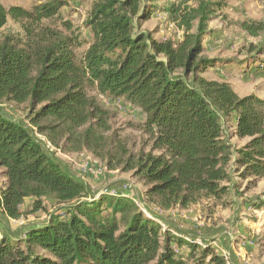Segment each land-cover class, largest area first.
<instances>
[{
	"label": "trees",
	"instance_id": "16d2710c",
	"mask_svg": "<svg viewBox=\"0 0 264 264\" xmlns=\"http://www.w3.org/2000/svg\"><path fill=\"white\" fill-rule=\"evenodd\" d=\"M68 4L38 0L8 8L0 0V31L9 20L22 31L0 39V104H29L35 128L0 110L6 177L0 214L20 220L26 199L34 200L33 213L45 209V199L66 209L20 239L0 232V264H227L211 245L164 229L130 197L96 198L37 137L62 153L87 151L108 170L131 173L145 185L146 202L165 212L223 200L234 174L264 180V99L240 97L230 83L203 77L214 67L204 57L209 24L225 3L166 7L183 32L174 41L141 30L153 15L142 0H97L85 21L93 40L82 55L81 32L62 14ZM242 28L255 38L264 32L263 23ZM254 66L244 75L264 73L263 60ZM99 97L124 99L143 112L149 151L134 154L117 140ZM233 139L247 142L238 148Z\"/></svg>",
	"mask_w": 264,
	"mask_h": 264
},
{
	"label": "rangeland",
	"instance_id": "374dc122",
	"mask_svg": "<svg viewBox=\"0 0 264 264\" xmlns=\"http://www.w3.org/2000/svg\"><path fill=\"white\" fill-rule=\"evenodd\" d=\"M68 1L69 4L62 10V14L64 18L71 20L81 32L85 44L78 53L82 55L93 40L85 21L93 3L97 0ZM198 1L142 0L144 7L151 10L153 15L141 30L150 32L157 40L180 41L183 32L169 20L165 8L183 2L189 6H196ZM211 1L224 2L226 7L209 24L213 34L205 42L204 57L213 60L214 67L203 74V77L207 80L230 83L240 97L257 95L264 99V73L244 75V71L249 66H254L255 63H257L255 66H259L261 61H264V52L261 54L258 52L259 49H264V32L255 38L242 28L243 23L264 24V0ZM37 2L38 0H34L28 6L14 5L31 8ZM5 6L9 8L12 5L5 3ZM10 33H22L20 26L12 20H9L8 25L0 31V39ZM99 99L103 106L111 112V133L117 135V140L134 154L140 151H149L151 148L149 136L142 128L146 120L143 112L128 104L124 99H119V101L107 97H99ZM116 102H120L121 108L115 106ZM0 110L8 118L20 121L31 129L34 128L29 120V104L3 102L0 104ZM37 137L52 149L54 157L74 177L88 185L96 198L105 190L117 191L121 195L124 193L140 206V210L142 208L149 211L152 219L157 222L162 219L166 221V225L179 228L184 233L181 234L183 237L190 238L191 236L200 245H211L214 250V242L218 238L214 237L213 231L216 227H221L223 231H230L234 240L229 239L231 241L229 247H220L222 251L219 249L216 253L224 255L230 264H264V180L251 183V180H243L234 174L232 175L231 191L223 200L203 199L199 204L188 209L177 207L170 212H165L146 202L145 185L134 178L131 173H124L121 170L110 171L105 162L86 151L85 153L90 158V164L99 170L98 175L87 174L82 167L84 163L79 160L76 153H62L53 148L44 136L37 134ZM246 142L247 140H232V144L238 148ZM4 177L2 169H0V195L5 186ZM33 202V199L25 200L22 206L25 216L20 220H7L0 214V222H3L0 227L1 234L6 233L11 241H14L15 237L20 239L21 235H24L31 226L47 223L50 216L64 215L66 211L65 207L58 205L54 200L45 199L43 204L45 209L33 213ZM241 231L243 234H240ZM181 252L187 254L186 249H182Z\"/></svg>",
	"mask_w": 264,
	"mask_h": 264
},
{
	"label": "crops",
	"instance_id": "0c3cea01",
	"mask_svg": "<svg viewBox=\"0 0 264 264\" xmlns=\"http://www.w3.org/2000/svg\"><path fill=\"white\" fill-rule=\"evenodd\" d=\"M4 4L5 3H8V5H14V4H24V5H29V4H31L34 0H1ZM2 172H3V170H2ZM3 182L4 183H6V177H4V179H3ZM146 191V189L144 190V192ZM122 195H124V193L122 194ZM170 212V211H169ZM168 214V213H167ZM4 220V219H3ZM5 221V220H4ZM159 222L160 223H162V224H165L166 223V221H163L162 219H159ZM1 223H2V221H1ZM166 225V224H165ZM254 225H255V223H254ZM166 227L167 228H169V229H171L174 233H176V234H184L182 231H180L179 230V228H173L172 226H170V225H166ZM254 228V227H253ZM212 232V231H211ZM214 232V237H216V238H218L217 240H216V242H214V247H215V250H216V252H218V250L220 249L221 251H222V249L221 248H225V247H229V244H230V240H234L233 239V236H232V234H231V232L230 231H226V230H224L223 231V229L221 228V227H216V229L213 231ZM240 232V231H239ZM240 234H243L242 233V231H241V233ZM23 237V235H21V237L20 238H22ZM190 238L191 239H194V238H192L191 236H190ZM230 239V240H229ZM221 247V248H220ZM217 248V249H216ZM228 250H229V248H228ZM236 252V251H235ZM232 254V253H231ZM219 255H221V256H224V255H222V254H219Z\"/></svg>",
	"mask_w": 264,
	"mask_h": 264
},
{
	"label": "built area",
	"instance_id": "2783aa9c",
	"mask_svg": "<svg viewBox=\"0 0 264 264\" xmlns=\"http://www.w3.org/2000/svg\"><path fill=\"white\" fill-rule=\"evenodd\" d=\"M118 101H119V99H118ZM119 103L120 102L115 104V106L121 108V105ZM77 155H78L79 160L84 163L82 165V167H83V170H84L85 173L91 174V175H95V174L98 175V172H99L98 168L94 167L93 165L90 164V162H89L90 158L88 157V155L85 152L77 154ZM103 193L108 194V195L113 196V197H117V196L121 195L117 191H112L111 192V191L105 190V191H103ZM141 210L146 216L150 217L149 211H147L146 209H142V208H141ZM162 226H163L164 229H167L166 226H164V225H162ZM185 238L188 241H191V238H188V237H185ZM223 257H225V256H223ZM225 259H226V257H225ZM226 261H227V259H226ZM227 264H230V263L227 261Z\"/></svg>",
	"mask_w": 264,
	"mask_h": 264
}]
</instances>
